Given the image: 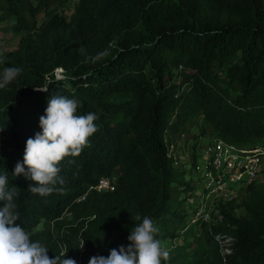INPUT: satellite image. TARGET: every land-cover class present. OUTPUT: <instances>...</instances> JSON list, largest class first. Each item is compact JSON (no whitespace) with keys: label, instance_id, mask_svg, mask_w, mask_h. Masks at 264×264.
Instances as JSON below:
<instances>
[{"label":"trees","instance_id":"obj_1","mask_svg":"<svg viewBox=\"0 0 264 264\" xmlns=\"http://www.w3.org/2000/svg\"><path fill=\"white\" fill-rule=\"evenodd\" d=\"M67 2L0 0V21L8 12L21 34L0 75L22 69L0 88V175L18 193L17 223L31 240L50 258L89 264L128 246L144 216L162 242L191 231L177 226L193 222L195 210H182L173 195L192 186L171 153L183 134L194 140L192 161L202 135L263 142L264 0H76L70 13L38 23L51 4ZM53 94L80 101L77 114L95 113L98 130L59 165L58 191L40 196L14 169L27 139L42 132ZM102 177L109 187L98 186ZM239 198L221 204V220L195 221L193 241L165 246L162 264H264V184Z\"/></svg>","mask_w":264,"mask_h":264},{"label":"clouds","instance_id":"obj_2","mask_svg":"<svg viewBox=\"0 0 264 264\" xmlns=\"http://www.w3.org/2000/svg\"><path fill=\"white\" fill-rule=\"evenodd\" d=\"M21 71L20 67L4 68L0 88L14 81ZM81 107L82 103L74 97L53 94L49 98L45 115L40 117L42 132L27 139L23 163L17 162L14 169L16 177L23 175L34 182L29 186L33 194L47 196L58 191L56 185L65 182L59 165L65 157L79 156L97 132L95 121L99 117L91 112L78 115ZM17 195L15 188L8 187L7 174L0 175V264H77L76 260L65 258L64 253L50 258L45 246L30 239L31 233L17 223ZM158 232L153 220L144 216L141 223L132 227L128 246L111 249L107 257L93 256L89 264H162L168 260L169 251L157 238Z\"/></svg>","mask_w":264,"mask_h":264},{"label":"built area","instance_id":"obj_3","mask_svg":"<svg viewBox=\"0 0 264 264\" xmlns=\"http://www.w3.org/2000/svg\"><path fill=\"white\" fill-rule=\"evenodd\" d=\"M175 163L178 156L175 145H171ZM195 169L201 188L192 191L191 221L203 219L212 223V213L222 218L221 204L238 199L248 186L264 180V141L244 146L227 141L221 136L211 137L195 147ZM101 188L110 186L109 179L102 177Z\"/></svg>","mask_w":264,"mask_h":264},{"label":"rangeland","instance_id":"obj_4","mask_svg":"<svg viewBox=\"0 0 264 264\" xmlns=\"http://www.w3.org/2000/svg\"><path fill=\"white\" fill-rule=\"evenodd\" d=\"M76 0H69L64 6L63 3H53L51 4L45 11H43L39 15V24L51 13L54 12H64V13H70L73 10V3ZM14 18L12 15H10L8 12H4V18L0 21V67L4 63V60L8 56V54L15 50L19 46V42L21 40V34L14 30L12 27V22ZM56 74L58 76H63V69L57 68ZM218 136L217 134H206L202 135L201 137L195 139L198 140V143L196 144V147L199 144H203L206 141H208L211 137ZM258 141H264V136L259 138ZM194 143L193 139H190L188 134H183L181 136V139L178 141V143L175 146V151L178 156V162L175 163V165H181L185 169V173L182 174L180 177L182 180L187 181L189 180L192 184V186H188L187 188H178L174 192V198L181 201L180 208L182 210H192V203L191 201L194 194L191 193L192 191H196L201 188L200 181L197 179V171L195 169V163L191 159V154L193 152L192 144ZM241 145L244 146H250L252 144L251 140H241ZM260 183L264 184V180H262ZM180 187V186H179ZM237 200H240L238 198ZM236 212L243 213L244 210L240 207L236 209ZM212 222H217L221 219L214 216L212 213ZM186 224H189L191 227V231L188 233H183L179 237H176L175 239L166 238L163 241L164 246H168L171 244H180L188 241L194 240V235L196 236L201 232V227L199 223L196 222H190V221H184L182 224H179L177 226V230H181ZM89 257L86 258V261Z\"/></svg>","mask_w":264,"mask_h":264}]
</instances>
